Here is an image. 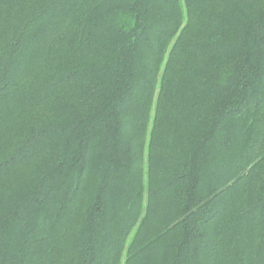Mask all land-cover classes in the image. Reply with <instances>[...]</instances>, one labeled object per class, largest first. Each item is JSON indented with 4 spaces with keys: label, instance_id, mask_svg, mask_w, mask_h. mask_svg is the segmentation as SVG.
I'll return each instance as SVG.
<instances>
[{
    "label": "trees",
    "instance_id": "obj_1",
    "mask_svg": "<svg viewBox=\"0 0 264 264\" xmlns=\"http://www.w3.org/2000/svg\"><path fill=\"white\" fill-rule=\"evenodd\" d=\"M0 264H264V0H0Z\"/></svg>",
    "mask_w": 264,
    "mask_h": 264
}]
</instances>
